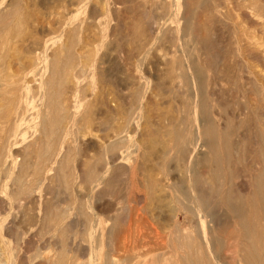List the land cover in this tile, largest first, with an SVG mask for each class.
<instances>
[{
	"label": "rangeland",
	"instance_id": "374dc122",
	"mask_svg": "<svg viewBox=\"0 0 264 264\" xmlns=\"http://www.w3.org/2000/svg\"><path fill=\"white\" fill-rule=\"evenodd\" d=\"M141 1L122 0L121 2V0H118V3H116L117 0L114 1L113 0H104V1L103 0H85V1L84 0H61V1L34 0L35 2L34 3L32 0H19V2L17 0H0V171H1L0 173V217H1L0 218V251H1L0 261L1 264L2 263L52 264L61 258L64 261V264H87V263L100 264V262L104 260L108 261L110 264L111 262L110 259L112 256H114L116 259L115 261L116 263H112V264H162L163 262L161 261H164V259L167 257L171 259V264H174L175 261H176L175 264H179L178 261L180 260V258H182L184 254L186 255L190 253L194 257H196V255L198 254L196 258L199 260L205 258L204 251H202L197 247L196 240L191 241L192 246L190 248L185 250L183 248L180 249L181 247L178 248L175 239L169 236L167 227L165 228L162 225H161L162 228L156 226L158 221L157 222L155 221L154 215L157 214L156 212L157 210L155 211L152 210L153 208L152 209L150 208V206L153 205H150L151 203H149L150 200H148L147 197L148 194L146 193V191L144 190L140 191L141 188L138 187L134 189H131L130 187L126 188L127 184L125 183L129 181L131 175L129 173L131 171L132 174H134V176L137 173V175H139L137 176V178H139L140 180L143 177L139 168L136 169L137 159L139 155L138 145L140 140L139 132L135 131L136 130L135 125L138 119L135 117L133 118L132 120L133 124H131L130 127L131 129L128 128L129 132H126L124 134L125 138L123 140H115V138H117L115 129L118 126L122 125L123 116L125 114V110L127 109V107H125L124 105V102L126 101L123 102V99L125 100V98H127L129 93L135 91L139 94L137 97V102L135 104V110L139 112L143 106L147 109L148 112L150 110L149 115H150L151 123L147 125L143 124L142 128L144 129V132L149 133L150 137L153 139L157 138L158 136H160L158 138L162 137L165 140L169 138L168 136L164 137L162 132L161 133L159 132L158 135H155L157 134L155 133V129L157 127L161 129L165 128L166 116L171 113L172 111L171 109H173L172 104L174 107L181 105L182 99H184L183 97H185V91L187 87L183 84V82L179 77L181 69L179 68L180 70H178V68L172 67V65L170 64L169 65L166 64L168 61H170L172 58L176 56H178L181 59V63L184 65L186 63V59L188 58L189 53L196 51L198 56H200L199 58L202 60L203 65L205 64L204 67L205 69L207 68L206 70L208 71L207 72L208 75L212 78V82H213L212 90L214 92L217 91L218 93L216 92V95H218L222 100L227 102L226 104L227 106L224 105L220 107L221 111H223L224 117L227 118L228 116L227 113L229 114L230 111L231 112L233 111L237 114L242 113L240 119H238L239 123L235 125L234 134L232 137L235 142L239 141V143L241 144V150H239L238 155L235 151H232L229 161L225 164L227 171L229 170L227 185L229 186L233 185L235 187L238 184L239 186L241 184L243 176H246V181L248 182V184H251L253 175L256 173L257 168L261 166L260 163L262 157L259 154V152L255 153V158H253L254 156L250 158L249 156L250 153L244 148L246 147L245 144L247 145L248 139L255 137L256 132H258L260 129H263V125H264V0H164L165 2L163 0H141ZM175 1L178 2L179 4L175 3ZM163 2L165 3L164 6H160V4ZM45 5L46 6L49 5V6L46 7ZM64 5L68 6L70 9L67 7L68 9L67 11L66 6L64 7ZM179 6L180 8H178ZM98 7H100V9ZM34 8L36 9V11L34 10ZM109 8L111 9L112 13ZM55 9L56 11L54 12ZM148 9L149 11H147ZM11 14L12 17L10 16ZM3 15L5 16V18L3 17ZM27 16H29V19ZM113 16L115 17L113 18ZM1 17H3L4 19ZM55 19L56 21H54ZM62 19L63 21L64 20H69V22L72 21L75 24L78 22L77 25H79V29L71 31V29L68 27L63 28ZM177 20H179V23L176 22ZM187 22L190 24L191 32L185 35V33L182 31V27ZM86 23L87 25L89 24L90 25L87 26ZM40 24L41 26H39ZM45 24L48 25L46 26ZM126 26L128 28L130 26L131 27L128 29ZM171 28H173L172 31ZM140 29L141 30L143 29V31H138ZM65 30L68 33H66ZM115 31L118 34L115 33ZM44 32L45 34H43ZM34 36H36L37 38ZM114 36L116 39L114 38ZM143 39L146 40L142 41ZM87 41L88 42L91 41V42L88 44ZM71 43H73L72 51L76 55L75 59L71 58L70 60L66 51H62L63 65L59 71L58 78L61 79L63 83L62 99L63 97H67L68 101H70L69 103L71 104V108L70 110L68 109L69 110L68 112H70L71 114L73 113V116L66 117L67 110L64 109L63 112L61 111L62 113L61 115L65 113L64 114L65 116L63 115L64 117L63 123L65 122H66L65 124L68 123L67 125L69 130L68 133L64 134L62 133L61 126L60 128L57 127L58 136H60L61 139L60 141L54 136L46 135L45 131L41 127L38 107L42 106L43 107L42 109L45 113L49 111V108L43 105V101L39 100L38 98L33 99L32 102L31 100H27L25 103V115L21 119H15L17 108L15 109L14 104H10L11 102H9V99H7L9 96L6 93L7 92L6 90H8L9 87H11L12 81H14V79L22 78L26 80L28 83L32 80L30 82L31 84L29 83V89L32 94L36 93V91H39L40 90L39 88L41 87L40 85H42V74L49 73L48 64L50 61H52L51 54H53L54 52L53 50L55 46L57 45L65 46V45H70ZM84 43L87 44V46ZM129 43L130 46L128 47ZM27 44L29 45L27 46ZM123 45L124 48L122 47ZM210 45H212V47ZM88 46L90 49L87 48ZM132 47L133 49L131 50ZM181 47H183L184 50ZM35 48L38 50H36ZM92 48L94 49V51L92 50ZM21 49L22 50L25 49V51L22 52ZM28 51L30 54L28 53ZM47 51L49 53H47ZM102 51H103V55H101ZM165 52H168L167 58L163 59L162 54ZM134 55L135 57H133ZM44 58L46 62H44L45 61ZM79 58L82 60H80ZM22 59L23 61H21ZM30 59H32V61ZM104 61H106L107 63L106 62L104 63ZM68 62H70L71 64L69 65L66 64ZM81 62L86 63L85 70L83 71L75 70V68L78 67L77 65ZM102 62L103 65H101ZM35 65H37L36 66L37 68L35 67ZM39 65L41 68L38 67ZM150 66L151 68H149ZM27 67L30 68L27 69ZM214 67H216L217 70ZM25 68L27 70H23ZM13 69L16 71H13ZM183 69H186L185 65L183 66ZM98 70L99 72H97ZM81 72L84 73L81 74ZM67 73L69 74V76H67ZM99 73L100 74L102 73L101 76ZM94 75H96L95 77L96 80L94 79V77H92ZM156 78L157 80L155 81ZM67 79L69 82L67 81ZM104 79L107 80V82ZM218 79L221 82H219ZM98 82L100 85H98ZM112 82L117 84L115 85ZM155 82L158 83L157 86H155ZM71 83L73 86H71ZM251 83H256V86H254ZM102 85L103 86L105 85L106 89ZM35 86L38 87L36 88ZM133 86L134 87L137 86L138 88L137 87L134 88ZM212 86L210 87L212 88ZM257 86L260 89H257ZM112 88H114L113 90L118 95L113 93ZM117 88L120 89L118 90ZM48 89L52 90L50 88ZM255 89H257L258 93L255 91ZM70 90L73 91L72 93L69 94V92H71ZM110 90L112 91V93L110 92ZM102 91L103 93L105 92L104 93L105 97ZM109 94L111 95V97H113V101H111L112 98L110 97ZM150 94H152V96H150ZM107 95L109 97H107ZM103 97L106 98L104 101H103L104 99ZM65 99L66 98H64L63 100L66 103ZM37 100L39 103L37 102ZM62 101L61 103L64 104V101L63 102ZM87 101L90 103H88ZM166 101L167 103L165 104ZM96 104L97 107L95 106ZM114 104L118 107H116ZM256 104L260 106L258 118L254 115L255 111H253L252 109L253 107L255 108L257 107ZM107 105H109L110 108L107 107ZM94 106L96 108H93ZM9 107L11 108V110ZM84 108L86 109L84 110ZM101 108L102 110H100ZM93 109L98 114L96 115V117L95 116L91 117L90 112L88 113V111H92ZM110 109L112 111H110ZM86 110L87 112L86 114H84V111ZM4 111H7L8 113L6 118L3 117ZM99 112H101L100 116H99ZM114 113L116 114L118 113V114L116 115ZM106 114H108V116ZM160 114H162V116H160ZM101 117L105 119H102ZM6 119L10 123V125H7V127L4 126V124L6 123ZM121 119L122 122L118 121ZM79 120L82 121L83 123L80 122ZM17 122H19V127L14 128ZM117 123H119L118 126ZM155 123L157 126L155 125ZM160 123L163 126H160L161 125ZM9 128H11L13 131ZM79 128H81L82 131ZM19 132L21 134L20 137L17 136ZM26 132L28 133V135L26 134ZM70 139L72 141H69ZM111 141L115 142L114 146L112 148L106 149V144H108ZM47 142L49 146H51L48 147V149L44 148V145ZM87 148L89 149L91 148V149L87 150ZM5 150H7V152ZM39 150H41V154L39 153ZM85 151L87 153H85ZM74 152L75 154L73 155ZM116 154L122 157L125 156V159H119L115 163L117 165L115 167L108 165L109 169L106 167L104 170L98 171V173L100 174V175L98 174L99 175L98 177L100 178L90 183L88 181V177L90 175V172L93 170V167L89 164V162L86 161H89V158L92 159L96 156L102 155L105 157L104 162H108L110 160L109 156L112 157L115 156ZM134 154H137V156ZM90 155H92V157ZM130 158H133V161L130 160ZM85 159L87 160L85 161ZM5 160L8 162H4ZM125 160L128 161L130 160V161L128 163V161ZM150 160L153 161L155 160V162L149 161L148 165L152 166L156 164L158 168L157 171L149 172L150 177L153 179H160V180L163 179L165 176L164 174H166L167 171L163 169L161 166H159L158 163H156L157 162L156 158L152 157ZM163 160L164 159L160 157L159 163L160 162L163 163ZM55 161H57V163H56V167L54 168ZM133 165H135L134 168L132 167ZM5 166H7L8 168ZM51 167L53 168L51 169ZM255 167L257 168L255 169ZM80 172H83L82 176L84 178V181L82 184L79 182V176L81 175ZM158 173L162 176H160ZM13 177L14 179H12ZM112 181L115 184L112 183ZM121 183L122 185H120ZM80 185L86 186L85 192H79V190L81 191ZM25 187H29V192H28L29 194L27 195L22 193L23 192L22 189ZM71 187H73V189ZM123 187L125 189H122ZM44 191L47 193H45ZM104 191L107 193L101 196L100 194L103 193ZM84 193L88 195L87 197L90 198V200L86 196H84L85 195ZM156 193L157 195L165 194L164 191L163 192L159 191V193L158 192ZM34 194L35 196H32ZM44 195L46 196L42 197ZM65 195L67 196V198ZM28 198L30 200L31 198H33V200L30 201ZM36 199H38L39 202ZM125 199L126 200L128 199V201H126ZM23 200H25L26 202ZM28 200L30 203L28 202ZM41 201L43 204L41 203ZM78 201H81L82 203L79 204ZM132 201L134 204H132ZM178 201L179 200L176 198L175 194H172L171 196H169V199H165L163 201V205H164L163 209L167 217H172L173 210H177L181 206L180 202ZM175 203H177L176 204L177 206L175 205ZM38 204L40 205V207ZM71 206H73V208ZM145 207L147 211L144 210ZM74 208L75 210H73ZM110 210L114 212L112 213ZM169 210L172 211L169 212ZM45 211L47 212L45 213ZM247 212L248 213H246L245 219L255 227L256 232H259L262 235H264V210L263 211L259 210V212H255L254 214L250 212V209ZM54 213H56L57 215H54ZM110 213L113 215H111ZM124 213L126 214L129 213L128 215L131 214L133 216L135 215V217H137L138 219L140 217L139 220H137L136 222L134 221L136 223V224L134 223V226L135 227L139 226L138 231L140 233L138 235L139 237L137 236L139 241L137 242L136 246L133 247V244L131 245L132 247L129 246L130 247L129 250L132 249L130 250V252L129 250L128 252H123V250L121 251L118 248V246L121 245V238L123 239V237L119 238L120 241L115 251L113 247L114 244L113 235L112 233L109 232L110 231L109 229L111 228L110 226H112L113 224L117 223L118 227H120V225L122 226L123 224L124 226L127 223L126 220L128 215H125ZM92 216H95V222L92 223L91 226H87L86 223L87 218H90ZM108 216H111L112 218ZM121 218H123L124 220ZM111 220L114 223L111 222ZM138 221L139 223H137ZM220 222H222L224 225V233L231 234L234 237L236 236L238 237V241L239 243H241L239 246L238 255L240 254V252L241 254L244 253V250H242L244 249L242 247L243 237L241 236V233L239 231V228L236 224V220L234 219V217L229 215H223ZM72 223H74V226L72 225ZM101 224L103 225V228H100ZM93 225L95 226V228ZM152 227L153 230L154 228L158 230V234L152 230ZM55 230L57 233L55 232ZM29 237L30 238L32 237L31 240L29 239ZM48 237L50 240H48ZM38 238L40 239L38 240ZM43 238L45 241L43 240ZM93 239L95 241H93ZM153 240H155V242ZM141 246L143 247V249ZM44 248L46 250L49 249V251L46 254L44 253L46 251L44 250ZM137 249H139V251ZM149 250H151V253ZM195 250L197 251V253L195 252ZM147 251L149 252L147 253ZM155 253L157 257L154 256ZM41 254L42 256H40ZM49 254L53 256L52 258L55 260H53L51 256H49ZM150 256L152 258H150ZM47 257H49L52 261L47 260ZM119 257L120 259H118ZM137 257L139 259H134ZM79 260L83 262L81 263L80 261V263H78ZM237 261H240V256L235 258L234 260L228 257L226 260H224V263L239 264V262ZM240 263L245 264L241 261Z\"/></svg>",
	"mask_w": 264,
	"mask_h": 264
},
{
	"label": "bare ground",
	"instance_id": "6f19581e",
	"mask_svg": "<svg viewBox=\"0 0 264 264\" xmlns=\"http://www.w3.org/2000/svg\"><path fill=\"white\" fill-rule=\"evenodd\" d=\"M19 2V0H17ZM34 2V0H32ZM44 1V0H43ZM61 1V0H60ZM85 1V0H84ZM104 1V0H103ZM114 1V0H113ZM127 1V0H126ZM139 1V0H138ZM141 1V0H140ZM164 1V0H163ZM31 2V1H30ZM29 2V3H30ZM46 2V1H45ZM122 2V0H121ZM124 2V1H123ZM136 2V1H135ZM142 2V1H141ZM165 2V1H164ZM161 3L160 6H164L165 3ZM14 3V2H13ZM35 3V2H34ZM37 3V2H36ZM62 3V2H61ZM109 3V2H108ZM118 3V0L117 2ZM120 3V2H119ZM147 3V2H145ZM154 3V2H153ZM175 3H178L175 1ZM19 4V3H17ZM49 4V3H48ZM54 4V3H53ZM60 4V3H59ZM179 4V3H178ZM36 5V4H35ZM58 5V4H57ZM75 5V3H74ZM135 5V4H134ZM140 5V3H139ZM143 5V4H142ZM150 5V3H149ZM177 5V4H176ZM46 6V5H45ZM49 6V5H47ZM46 6V7H47ZM66 5H64L65 7ZM114 6V5H113ZM144 6V5H143ZM142 6V7H143ZM15 7V6H14ZM13 7V8H14ZM28 7V6H27ZM38 7V6H37ZM68 6H66V10ZM95 7V6H94ZM110 7V6H109ZM137 7V6H136ZM141 7V9H142ZM154 7V6H153ZM156 7V6H155ZM42 8V7H41ZM69 8V7H68ZM72 8V7H71ZM93 8V6H92ZM100 9V7H98ZM176 8V7H175ZM180 8V6L178 7ZM28 9V8H27ZM46 9V8H45ZM65 9V8H64ZM70 9V8H69ZM75 9V8H74ZM110 9V8H109ZM133 9V8H132ZM138 9V8H137ZM150 9V8H149ZM149 9L147 11H149ZM17 10V9H16ZM34 10L36 11V9L34 8ZM39 10V9H38ZM47 10V9H46ZM63 10V9H62ZM61 10V12H62ZM92 10V9H91ZM95 10V9H94ZM105 10V9H104ZM113 10V9H112ZM27 11V10H26ZM56 11V9L54 10V12ZM58 11V10H57ZM111 11V9H110ZM146 11V12H147ZM178 11V10H177ZM205 11V10H204ZM31 12V11H30ZM64 12V11H63ZM75 12V11H74ZM94 12V11H93ZM96 12V11H95ZM98 12V10H97ZM101 12V11H100ZM103 12V11H102ZM182 12V11H181ZM49 13V12H48ZM60 13V12H59ZM73 13V12H70ZM112 13V11H111ZM134 13V12H133ZM138 13V12H137ZM176 13V12H175ZM207 13V12H206ZM6 14V13H5ZM36 14V13H35ZM52 14V12H51ZM65 14V13H64ZM63 14V15H64ZM97 14V13H96ZM102 14V13H101ZM178 14V13H177ZM21 15V14H20ZM46 15V14H45ZM62 15V16H63ZM69 15V14H68ZM99 15V13H98ZM115 15V14H114ZM137 15V14H136ZM12 17V14L10 15ZM23 16V15H22ZM35 16V15H34ZM60 16V15H59ZM91 16V15H90ZM177 16V15H175ZM180 16V14H179ZM177 16V17H179ZM3 17L5 18V16L3 15ZM1 17V18H3ZM29 19V16H27ZM55 17V16H54ZM115 16H113L114 18ZM135 17V16H134ZM133 17V18H134ZM161 17V16H160ZM189 17V16H188ZM197 17V16H196ZM3 18V19H4ZM59 18V17H58ZM155 18V17H154ZM153 18V19H154ZM32 19V18H31ZM50 19V18H49ZM92 19V18H91ZM97 19V18H96ZM46 20V19H45ZM59 20V19H58ZM61 20V19H60ZM157 20V19H156ZM155 20V21H156ZM29 21V20H28ZM56 21V19L54 20ZM63 21V19H62ZM206 21V20H205ZM20 22V21H19ZM23 22V21H22ZM40 22V21H39ZM47 22V21H46ZM50 22V20H49ZM52 22V21H51ZM82 22V21H81ZM91 22V21H90ZM94 22V21H93ZM176 22L179 23V20H177ZM197 22V21H196ZM202 22V21H201ZM199 22V23H201ZM12 23V22H11ZM27 23V22H26ZM30 23V22H29ZM37 23V22H36ZM43 23V22H42ZM45 23V21H44ZM78 23V22H77ZM77 23L75 24L74 22L69 20H64L62 23V27H68L71 29V31L77 30L79 29V25H77ZM95 23V22H94ZM157 23V22H156ZM23 24V23H21ZM38 25V24H37ZM36 25V26H37ZM46 25V24H45ZM48 25V24H47ZM46 25V26H47ZM87 25V23H86ZM90 25V24H89ZM87 25V26H89ZM31 26V25H29ZM41 26V24L39 25ZM58 26V25H57ZM56 26V27H57ZM128 26V25H127ZM126 26V27H127ZM195 26V25H194ZM131 27V26H130ZM129 27V28H130ZM133 27V26H132ZM168 27V26H166ZM193 27V26H192ZM35 28V27H34ZM44 28V27H43ZM49 28V27H48ZM128 28V27H127ZM128 28V29H129ZM138 28V27H136ZM165 28V27H164ZM208 28V27H207ZM210 28V27H209ZM45 29V28H44ZM173 28H171L172 31ZM37 30V29H36ZM83 30V29H81ZM115 30V28H114ZM113 30V31H114ZM193 30V29H192ZM45 31V30H44ZM50 31V30H48ZM68 31V30H67ZM109 31V30H108ZM107 31V32H108ZM138 31H143V29L138 30ZM182 31L186 34H189L191 32V27L190 24L187 22L185 25H183L182 27ZM66 32V30H65ZM64 32V33H65ZM169 32V31H168ZM204 32V31H203ZM63 33V34H64ZM68 33V32H66ZM70 33V32H69ZM109 33V32H108ZM114 33V32H113ZM115 33H117L115 31ZM131 33V32H130ZM152 33V32H151ZM179 33V32H178ZM181 33V32H180ZM30 34V33H29ZM45 34V32L43 33ZM118 34V33H117ZM125 34V33H124ZM129 34V31H128ZM204 34V33H203ZM202 34V35H203ZM31 35V34H30ZM47 35V34H46ZM49 35V34H48ZM65 35V34H64ZM67 35V34H66ZM150 35V34H147ZM180 35V34H179ZM178 35V36H179ZM195 35V34H194ZM32 36V35H31ZM38 36V35H36ZM34 36V37H36ZM56 36V35H55ZM113 36V35H111ZM125 36V35H124ZM123 36V37H124ZM69 37V36H68ZM83 37V36H82ZM180 37V36H179ZM37 38V37H36ZM115 38V36H114ZM149 38V37H148ZM158 38V37H157ZM196 38V37H195ZM205 38V37H204ZM211 38V37H210ZM29 39V38H28ZM76 39V38H75ZM116 39V38H115ZM119 39V37H118ZM152 39V38H151ZM150 39V40H151ZM197 39V38H196ZM51 40V39H50ZM88 40V38H87ZM146 39H143L142 41H144ZM180 40V39H179ZM27 41V40H25ZM36 41V40H35ZM38 41V40H37ZM92 41V40H91ZM91 41H87L88 44ZM126 41V40H125ZM129 41V40H128ZM138 41V40H137ZM140 41V40H139ZM148 41V40H147ZM188 41V40H187ZM41 42V41H40ZM63 42V41H62ZM61 42V43H62ZM78 42V41H77ZM93 42V41H92ZM130 42V41H129ZM29 43V42H26ZM32 43V42H31ZM102 43V42H101ZM135 43V40H134ZM189 43V42H188ZM36 44V43H35ZM34 44V45H35ZM43 44V43H42ZM45 44V42H44ZM64 44V43H63ZM85 44V43H84ZM110 44V43H109ZM108 44V45H109ZM125 44V43H124ZM133 44V43H132ZM141 44V43H140ZM29 44H27L28 46ZM33 45V44H32ZM31 45V47H32ZM87 46V44H85ZM94 45V44H93ZM138 45V44H137ZM142 45V44H141ZM188 45V44H187ZM91 46V45H89ZM89 46L87 48H89ZM130 46V43L128 44V47ZM134 46V45H133ZM212 47V45H210ZM11 47V46H10ZM20 47V46H19ZM23 47V46H22ZM26 47V46H25ZM36 47V46H35ZM38 47V46H37ZM99 47V46H98ZM124 48V45L122 46ZM121 47V49H122ZM146 47V45H145ZM172 47V46H171ZM24 48V47H23ZM22 48V49H23ZM28 48V47H27ZM30 48V47H29ZM73 48V43H71L70 45H57L54 48V52L52 55V61L49 62V73H43L42 74V85H40L41 87L39 88V91H36V93L32 94L30 92L29 89V83L32 81H30L29 83L22 79V78H16L14 79V81H12L11 87H9L8 90H6L7 95L9 96L7 99H9V102H11L10 104H14L15 109L17 108V112L15 114V119H21L24 115H25V103L27 100H32L35 98H38L39 100L43 101V105L47 106L49 108V111L47 113H45L43 111V107L39 106L38 107V111H39V117H40V124L42 129L45 131L46 135H50V136H54L57 139H60V136H58V130L57 127L60 128L61 126V130L62 133L66 134L68 133V123L65 124L63 123V115H61V111L63 112V110H67V114L66 117H72L73 113L71 114L70 112H68L71 108V104L69 103L70 101H68L67 97H63L66 98V103L65 101L62 99L63 96V83L61 81V79L58 78L59 75V71L63 65V57H62V51H66L67 55L69 56L70 60L71 58L75 59V53H73L72 51ZM94 48V47H93ZM92 48V50L94 51V49ZM183 49V47H181ZM21 51H25L22 50ZM36 49V48H35ZM90 49V48H89ZM133 49V47L131 48V50ZM28 50V49H27ZM38 50V49H36ZM88 50V49H87ZM110 50V49H109ZM130 50V51H131ZM184 50V49H183ZM195 50V49H194ZM32 51V49H31ZM49 51V50H48ZM47 51V53H49ZM84 51V50H83ZM91 51V50H89ZM105 51V50H103ZM103 51L101 53V55H103ZM121 51V50H120ZM140 51V50H139ZM85 52V51H84ZM123 52V51H122ZM126 52V51H125ZM161 52V51H160ZM184 52V51H183ZM19 53V52H18ZM29 53V51H28ZM38 53V51H37ZM45 53V52H44ZM65 53V52H64ZM78 53V52H77ZM91 53V52H90ZM106 53V52H105ZM246 53V52H245ZM30 54V53H29ZM27 54V55H29ZM36 54V53H35ZM89 54V53H87ZM95 54V53H93ZM134 54V53H133ZM167 54L168 52L163 53V59L167 58ZM212 54V53H211ZM50 55V56H51ZM132 55V53H131ZM185 55V54H184ZM15 56V55H14ZM23 56V55H21ZM123 56V55H122ZM186 56V55H185ZM20 57V56H19ZM31 57V56H30ZM29 57V58H30ZM132 57V56H131ZM135 57V55L133 56ZM187 57V56H186ZM185 57V58H186ZM200 56H198V54L196 53V51L190 52L188 55V58L186 59V63L184 64L186 69H183V64L181 63V59L176 56L174 58H172L170 61H168L166 64H170L172 65V67H176L178 68V70H180V79L183 82V84L187 87L186 91H185V97H183L184 99H182V103L181 105L178 106H173L172 104V108L171 109V113L168 114L166 116V124H165V128L161 129L159 127H157L155 129V135H158V133L162 132L164 137L168 136L169 138L167 140H165L164 138H158L160 136H158L157 138H151L149 133H145L143 127V124L147 125L151 123V119H150V108L148 109L149 112L147 111V109L143 106L139 112H137V110H135V104L137 102V97H138V93L135 92H131L128 94L127 98H125V100L123 99L124 105L125 107H127V109L125 110V114L123 116V123L122 125L118 126L119 123H117V128L115 129L116 132V136L117 138H115V140H123L124 134L128 131V128L131 129V124L133 118H137V123H136V132H139L140 134V140H139V155H138V159H137V166L136 169L139 168V170L141 171L142 174V179L140 180L139 178H137V173H136V177L134 176V174H132V171L129 173L130 175V179L129 181H127L125 184H127L126 188L130 187L131 189L134 188H141V190L146 191V193L148 194V200L149 203H151L150 208L152 210H157V214L154 215L155 221L157 222L156 226L161 227V225L163 227H167L168 228V234L170 237H173L175 239V242L178 246V248L180 249H188L192 246V242L193 240L197 241V247L199 249H201L202 251H204V255L205 258L204 259H197V255L196 257H194L193 255L190 254H184L182 258H180V260L178 261L179 264H227L224 263V260H226L228 257L232 258L233 260L237 257L240 256V261L245 263V264H264V235H262L259 232L255 231V227L245 219L246 217V213H248L247 211L250 209L251 213H255V212H259L264 210V125H263V129H260L258 132H256L255 137H252L250 139H248L247 141V145L245 144V150H247L250 153V158H255V153L259 152V154L261 155L262 159H261V166H259L258 168L255 167L256 173L253 175L252 180H251V184H248V182L246 181V176H243L241 184L238 186H229L227 185L228 183V171L226 169L225 164L229 161L230 155L232 151H235L238 155L239 150H241V144L239 143V141H234L233 140V134H234V128L235 125L238 122V119H240V116L242 115V113L237 114L235 112H231L229 109V114L227 113V118L224 117L223 111H221V106H227V102L222 100L218 95H216V92H214L213 86H212V78L208 75V71L205 69L202 60L199 58ZM28 58V57H27ZM20 59V58H19ZM37 59V58H36ZM72 59V60H73ZM80 59V58H79ZM139 59V58H137ZM32 61V59H30ZM34 60V58H33ZM45 60V58H44ZM82 60V59H80ZM79 60V61H80ZM91 60V59H90ZM104 60V59H103ZM120 60V59H119ZM23 61V59L21 60ZM84 61V60H83ZM86 61V60H85ZM89 61V60H88ZM99 61V60H98ZM108 61V59H107ZM121 61V60H120ZM206 61V60H205ZM42 62V61H41ZM46 62V60L44 61ZM106 61H104L105 63ZM30 63V61H29ZM107 63V62H106ZM211 63V62H210ZM66 64H71L70 62L66 63ZM75 64V63H74ZM88 64V63H87ZM239 64V62H238ZM85 65L86 63H79L75 68V70H85ZM103 65V62L102 64ZM146 65V64H145ZM25 66V65H24ZM28 66V65H26ZM37 65H35L36 67ZM40 67V65L38 66ZM100 67V66H99ZM30 67H27V69H29ZM37 68V67H36ZM41 68V67H40ZM39 68V69H40ZM65 68V67H64ZM74 68V67H73ZM151 68V66L149 67ZM153 68V67H152ZM180 68V69H179ZM213 68V67H212ZM216 68V67H214ZM26 68L23 70H27ZM34 69V68H33ZM104 69V68H103ZM22 70V69H21ZM65 70V69H64ZM68 70V69H67ZM217 70V68H216ZM215 70V71H216ZM13 71H16L13 69ZM46 71V70H45ZM44 71V72H45ZM63 71V70H61ZM73 71V70H71ZM70 71V72H71ZM101 71V70H100ZM105 71V70H103ZM20 72V71H19ZM22 72V71H21ZM31 72V71H30ZM36 72V70H35ZM67 72V71H66ZM69 72V71H68ZM75 72V71H74ZM99 72V70L97 71ZM15 73V72H14ZM34 73V72H33ZM84 72H81V74ZM134 73V72H133ZM132 73V74H133ZM161 73V72H160ZM30 74V73H29ZM91 74V73H90ZM98 74V73H97ZM100 74V73H99ZM102 74V73H101ZM100 74V76H101ZM105 74V73H104ZM13 75V73H12ZM71 75V73H70ZM120 75V74H119ZM147 75V74H145ZM215 75V74H214ZM15 76V75H14ZM20 76V75H19ZM31 76V75H30ZM41 76V75H40ZM67 76H69V74L67 73ZM89 76V75H88ZM116 76V75H115ZM127 76V75H126ZM2 77V76H1ZM12 77V76H11ZM86 77V76H85ZM96 77V75L92 76ZM104 77V76H103ZM162 77V76H161ZM217 77V76H216ZM229 77V76H228ZM6 78V77H4ZM87 78V77H86ZM91 78V77H90ZM127 78V77H126ZM149 78V75H148ZM215 78V77H214ZM218 78V77H217ZM232 78V77H231ZM29 79V78H28ZM74 79V78H73ZM83 79V78H82ZM99 79V78H98ZM103 79V78H101ZM100 79V80H101ZM120 79V78H119ZM124 79V78H123ZM161 79V78H160ZM220 79V78H219ZM218 79V81H219ZM38 80V79H37ZM96 80V79H95ZM105 80V79H104ZM149 80V79H148ZM157 80V78L155 79V81ZM4 81V80H3ZM68 81V79H67ZM76 81V80H74ZM81 81V80H80ZM89 81V80H88ZM87 81V82H88ZM102 81V80H101ZM107 82V80H105ZM243 81V80H242ZM241 81V82H242ZM35 82V81H34ZM41 82V81H40ZM69 82V81H68ZM71 82V81H70ZM79 82V81H78ZM116 82V81H114ZM112 82V83H114ZM127 82V81H126ZM141 82V81H140ZM149 82V81H148ZM221 82V81H219ZM245 82V80H244ZM254 82V81H253ZM256 82V81H255ZM77 83V82H75ZM80 83V82H79ZM89 83V82H88ZM95 83V82H94ZM104 83V81H103ZM31 84V83H30ZM102 84V83H101ZM115 84V83H114ZM117 84V83H116ZM115 84V85H116ZM212 86V88L209 86ZM226 84V83H225ZM229 84V83H228ZM254 86H256V83H251ZM39 85V84H38ZM65 85V84H64ZM91 85V83H90ZM98 85L99 82H98ZM109 85V84H107ZM120 85V84H119ZM137 85V84H136ZM140 85V84H139ZM158 83L155 82V86H157ZM214 85V84H213ZM231 85V84H230ZM66 86V85H65ZM64 86V87H65ZM71 86L72 83H71ZM89 86V85H88ZM103 86V85H102ZM149 86V85H148ZM163 86V85H162ZM232 86V85H231ZM234 86V85H233ZM239 86V85H238ZM5 87V85H4ZM36 87V86H35ZM33 87V88H35ZM38 87V86H37ZM36 87V88H37ZM90 87V86H89ZM100 87V86H99ZM105 88V85L103 86ZM113 87V86H111ZM125 87V86H124ZM134 87V86H133ZM137 87V86H136ZM134 87V88H136ZM235 87V86H234ZM2 88V86H1ZM48 88L52 89L49 90ZM67 88V87H66ZM69 88V87H68ZM74 88V87H72ZM87 88V87H86ZM91 88V87H90ZM88 88V89H90ZM122 88V87H121ZM138 88V87H137ZM185 88V87H184ZM226 88V87H225ZM101 89V88H100ZM106 89V88H105ZM104 89V90H105ZM114 88H112L113 90ZM118 89V88H117ZM120 89V88H119ZM118 89V90H119ZM154 89V88H153ZM172 89V88H171ZM174 89V88H173ZM239 89V88H238ZM257 89H260L257 86ZM257 89H255V91L257 92ZM65 90V89H64ZM82 90V89H81ZM99 90V88H98ZM168 90V89H166ZM226 90V89H225ZM72 93L73 90H70ZM87 91V90H86ZM96 91V90H95ZM106 91V90H105ZM108 91V90H107ZM117 91V90H116ZM125 91V90H124ZM128 91V90H127ZM165 91V90H164ZM98 92V91H97ZM96 92V93H97ZM110 92L112 93V91L110 90ZM120 92V91H119ZM154 92V91H153ZM166 92V91H165ZM164 92V93H165ZM248 92V91H247ZM67 93V92H66ZM74 93V92H73ZM99 93V92H98ZM97 93V94H98ZM103 93V91H102ZM101 93V94H102ZM105 93V92H104ZM103 93L104 97L105 94ZM110 93V94H111ZM113 93H115V91L113 90ZM121 93V92H120ZM119 93V94H120ZM163 93V94H164ZM218 93V92H217ZM258 93V92H257ZM65 94V93H64ZM84 94V93H83ZM91 94V93H90ZM89 94V95H90ZM96 94V95H97ZM109 94V95H110ZM117 94V93H115ZM114 94V95H115ZM5 95V92H4ZM118 95V94H117ZM122 95V94H121ZM67 96V94H66ZM72 96V95H70ZM68 96V97H70ZM85 96V95H84ZM100 96V95H99ZM113 96V95H112ZM150 96H152V94H150ZM174 96V95H173ZM225 96V95H224ZM87 97V95H86ZM95 97V94H94ZM92 97V98H94ZM103 97V98H104ZM107 97H109L107 95ZM111 97V95H110ZM115 97V96H114ZM123 97V96H122ZM157 97V95H156ZM182 97V96H181ZM113 101V97H111ZM109 98V99H111ZM119 98V97H118ZM155 98V97H153ZM161 98V97H160ZM98 99V98H95ZM102 99V98H101ZM106 98L103 99V101ZM64 101V104L61 103V101ZM70 100V99H69ZM73 100V99H72ZM91 100V99H90ZM89 100V101H90ZM115 100V99H114ZM117 100V98H116ZM115 100V101H116ZM120 100V99H119ZM7 101V100H5ZM62 101V102H63ZM82 101V100H81ZM96 101V100H95ZM101 101V100H100ZM102 101V103H103ZM114 101V102H115ZM150 101V99H149ZM156 101V100H155ZM154 101V102H155ZM161 101V100H160ZM164 101V99H163ZM172 101V99H171ZM38 102V100H37ZM86 102V101H85ZM88 102V101H87ZM122 102V103H123ZM157 102V101H156ZM39 103V102H38ZM90 103V102H88ZM86 103V104H88ZM96 103V102H95ZM100 103V102H97ZM110 103V100H109ZM108 103V104H109ZM113 103V102H112ZM121 103V102H119ZM153 103V102H152ZM167 103V101L165 102V104ZM180 103V102H179ZM4 104V103H3ZM79 104V103H78ZM107 104V103H106ZM118 104V103H116ZM150 104V103H149ZM94 105V104H93ZM115 105V104H114ZM113 105V106H114ZM253 105V104H252ZM38 106V105H37ZM97 107V104L95 105ZM93 108H96V107ZM100 106V105H99ZM116 106V105H115ZM148 106V104H147ZM159 106V104H158ZM171 106V105H170ZM256 108L253 107V111H255L254 115L258 118L259 116V109L260 106L258 104H256ZM36 107V106H35ZM107 107H109V105H107ZM118 107V106H116ZM161 107V106H160ZM159 107V108H160ZM164 107V106H163ZM262 107V106H261ZM8 108V107H7ZM10 108V107H9ZM78 108V107H77ZM110 108V107H109ZM114 108V107H113ZM158 108V107H157ZM62 109V110H61ZM69 109V110H68ZM86 108H84L85 110ZM112 109V108H111ZM110 109V111H112ZM119 109V108H118ZM117 109V110H118ZM152 109V108H151ZM156 109V108H155ZM243 109V108H242ZM6 110V109H4ZM11 110V108H10ZM88 110V109H87ZM86 111H84V114H86ZM102 110V108L100 109ZM109 110V109H108ZM154 110V109H153ZM158 110V109H157ZM163 110V109H162ZM250 110V109H249ZM8 111V110H7ZM7 111L3 112V117L6 118L7 116ZM105 111V110H103ZM102 111V112H103ZM166 111V110H165ZM242 111V110H241ZM245 111V110H244ZM90 112V116L93 117L96 115H98L96 113V111L93 109L92 111H88V113ZM120 112V111H119ZM164 112V111H162ZM237 112V111H236ZM246 112V111H245ZM99 112V116H100ZM244 113V112H243ZM261 113V112H260ZM103 114V113H102ZM116 114V113H114ZM118 114V113H117ZM116 114V115H117ZM80 115V114H79ZM104 115V114H103ZM108 116V114H106ZM121 115V114H120ZM123 115V114H122ZM65 116V115H64ZM77 116V115H76ZM81 116V115H80ZM102 116V115H101ZM112 116V115H111ZM119 116V115H118ZM160 116H162V114H160ZM82 117V116H81ZM103 117V116H102ZM101 117V118H102ZM76 118V117H75ZM98 118V116H97ZM100 118V119H101ZM112 118V117H111ZM122 118V117H121ZM225 118V119H224ZM35 119V118H34ZM83 119V118H82ZM105 119V118H102ZM250 119V118H249ZM108 120V119H107ZM136 120V119H134ZM80 121V120H79ZM86 121V120H85ZM88 121V120H87ZM110 121V120H109ZM113 121V120H111ZM117 121V120H116ZM115 121V123H116ZM122 122L121 120H118ZM248 121V120H247ZM262 121V120H261ZM82 122V121H80ZM263 122V121H262ZM75 123V122H74ZM83 123V122H82ZM81 123V124H82ZM97 123V122H96ZM107 123V122H106ZM163 123V122H162ZM101 124V122H100ZM114 124V123H113ZM158 124V123H157ZM161 124V123H160ZM159 124V125H160ZM7 125H10V123L8 122V120L6 119V123L4 124L5 127H7ZM156 125V123H155ZM81 126V125H80ZM157 126V125H156ZM160 126H163L162 124ZM239 126V125H237ZM19 127V122L16 123L14 128ZM93 127V126H92ZM101 127V126H100ZM103 127V126H102ZM155 127V126H154ZM248 127V126H247ZM254 127V126H253ZM257 127V126H256ZM21 128V127H20ZM109 128V127H108ZM148 128V127H147ZM153 128V126H152ZM261 128V127H260ZM11 129V128H9ZM81 131L82 129L79 128ZM97 129V128H96ZM95 129V130H96ZM12 130V129H11ZM74 130V129H73ZM98 130V129H97ZM13 131V130H12ZM80 131V132H81ZM23 132V131H22ZM21 132V133H22ZM73 132V131H72ZM135 132V134H136ZM149 132V131H148ZM153 132V131H152ZM111 133V132H110ZM255 133V132H254ZM26 134L28 135V133L26 132ZM104 134V133H103ZM25 135V134H24ZM75 135V133H74ZM81 135V134H79ZM138 135V134H137ZM153 135V134H152ZM154 135V136H155ZM162 135V134H161ZM17 136H21L20 132L17 134ZM78 136V135H77ZM136 136V135H135ZM76 137V136H75ZM241 137V136H240ZM244 137V136H243ZM250 137V136H249ZM70 138V137H69ZM109 138V137H108ZM136 138V137H135ZM127 139V138H126ZM138 139V137H137ZM90 140V139H89ZM114 140V141H115ZM69 141H72L71 139ZM76 141V140H75ZM88 141V140H87ZM92 141V140H91ZM114 141L109 142L108 144H106V149L108 148H112L115 144ZM130 141V140H128ZM94 142V141H93ZM101 144V143H100ZM129 144V143H128ZM243 144V143H242ZM54 145V144H53ZM79 145V144H78ZM77 145V147H78ZM95 145V144H94ZM49 146L48 142L44 145V148L48 149ZM63 147V146H62ZM121 147V145H120ZM38 148V147H37ZM56 148V146H55ZM124 148V147H123ZM83 149V148H82ZM89 148H87L88 150ZM91 149V148H90ZM89 149V150H90ZM94 149V148H93ZM92 149V150H93ZM118 149V148H117ZM29 150V148H28ZM31 150V148H30ZM79 150V149H78ZM136 150V149H135ZM7 152V150H5ZM126 151V150H124ZM130 151V149H129ZM32 152V151H31ZM90 152V151H89ZM88 152V153H89ZM92 152V151H91ZM247 152V153H248ZM5 153V152H4ZM39 153L41 154V150H39ZM85 153H87L85 151ZM117 153V152H115ZM15 154V153H14ZM75 154V152L73 153V155ZM138 154V153H137ZM137 154H134L137 156ZM236 155V154H235ZM2 156V154H1ZM14 156V155H13ZM82 156V155H81ZM86 156V155H85ZM92 157V155H90ZM110 160L108 162H104V156H96L92 159L89 158V161H86L87 159H85L86 162H89V164L93 167V170L90 172V175L88 177V181L94 182L96 181L100 174L98 173V171H102L104 170L106 167L108 168V165H111L113 167L117 166L115 163L119 160V159H125V156H118L117 154L115 156H109ZM152 157L156 158L157 162L159 164V166H161L163 169H165L167 172L166 174H164V178L163 179H153L150 177L149 172H153V171H157V165H152L149 166L148 162L152 161L155 162V160H150ZM160 157L163 160V163L160 162L159 163V159ZM134 158V156H133ZM133 158H130V160L133 161ZM137 158V157H136ZM9 159V158H8ZM18 159V158H17ZM19 160V159H18ZM21 160V159H20ZM82 160V159H80ZM129 160V161H130ZM11 161V160H10ZM22 161V160H21ZM77 161V160H76ZM128 161V160H125ZM128 161V163H129ZM131 161V162H132ZM4 162H8V161H4ZM35 162V161H34ZM82 162V161H81ZM130 162V163H131ZM10 163V162H9ZM54 168L56 167V163L57 161L54 162ZM152 164V163H151ZM29 165V164H28ZM233 165V163H232ZM4 166V165H3ZM37 166V165H36ZM58 166V165H57ZM80 166V165H79ZM77 166V167H79ZM130 166V165H129ZM135 165H133L132 167L134 168ZM252 166V165H251ZM7 167V166H5ZM48 167V166H47ZM131 167V169H132ZM254 167V166H253ZM8 168V167H7ZM6 168V169H7ZM50 168V167H49ZM53 167H51L52 169ZM121 168V167H120ZM130 168V167H129ZM232 168V167H231ZM109 169V168H108ZM119 169V168H118ZM162 169V170H163ZM8 170V169H7ZM130 170V169H129ZM52 171V170H51ZM79 171V169H78ZM82 171V170H81ZM135 171V169H134ZM138 171V170H137ZM232 171V170H231ZM4 172V171H2ZM115 172V171H114ZM1 173V171H0ZM12 173V172H11ZM16 173V172H15ZM67 173V172H66ZM81 175L79 176V182L82 184L84 181V178L82 176L83 172H80ZM135 173V172H134ZM139 173V172H138ZM161 173V172H160ZM239 173V172H238ZM87 174V173H85ZM99 174V175H98ZM149 174V175H148ZM155 174V173H154ZM159 174V173H158ZM61 175V174H60ZM87 175V176H88ZM103 175V174H102ZM156 175V174H155ZM160 175V174H159ZM158 175V176H159ZM52 176V175H50ZM129 176V175H128ZM162 176V175H160ZM6 177V176H4ZM21 177V176H20ZM29 177V176H28ZM42 177V176H41ZM39 177V178H41ZM54 177V176H53ZM235 177V176H234ZM8 179V178H7ZM14 179V177L12 178ZM23 179V178H22ZM64 179V178H63ZM25 180V179H24ZM27 180V178H26ZM35 180V179H34ZM22 181V180H21ZM49 181V180H48ZM59 181V179H58ZM114 181V180H113ZM112 181V183H114ZM26 182V181H25ZM31 182V181H29ZM52 182V181H50ZM123 182V181H122ZM238 182V181H237ZM61 183V182H60ZM230 183V182H229ZM53 184V183H52ZM115 184V183H114ZM32 185V183H31ZM85 185V184H83ZM92 185V184H91ZM122 185V183L120 184ZM208 187H207V186ZM53 186V185H51ZM77 186V185H76ZM96 186V185H95ZM115 186V185H114ZM228 186V187H227ZM41 187V186H40ZM55 187V186H54ZM81 187V191L79 190V192H85L86 191V186H82ZM125 187V186H124ZM122 189H125V188ZM73 189V187H71ZM106 188V187H105ZM39 189V188H38ZM69 189V187H68ZM107 189V188H106ZM130 189V191H131ZM90 190V188H89ZM139 190V189H138ZM22 193L23 194H29V187H25L22 189ZM38 191V190H37ZM41 191V189H40ZM67 191V190H66ZM129 191V192H130ZM159 191H164L165 194L164 195H157L156 192L159 193ZM45 192V191H44ZM62 192V191H61ZM64 192V191H63ZM91 192V191H90ZM125 192V190H124ZM138 192V191H137ZM5 193V192H3ZM34 193V192H33ZM36 193V192H35ZM47 193V192H45ZM107 192H103V193H99L101 196L106 194ZM176 195V198L179 200L178 202H180L181 206L177 209V210H173V216L172 217H167V215L164 212V205H163V201L165 199H169V196H171L172 194ZM17 194V193H16ZM83 194V193H81ZM80 194V195H81ZM85 194V193H84ZM88 194V193H87ZM7 195V194H6ZM21 195V194H20ZM90 195V194H89ZM111 195V194H110ZM116 195V194H115ZM142 195V194H141ZM8 196V195H7ZM32 196H35L32 195ZM46 195L42 196L45 197ZM66 196V195H65ZM69 196V195H68ZM76 196V195H75ZM79 196V195H78ZM84 196H88V195H84ZM124 196V195H123ZM143 196V195H142ZM5 197V196H4ZM90 197V196H89ZM132 197V196H131ZM134 197V196H133ZM144 197V196H143ZM175 197V196H174ZM27 198V197H26ZM35 198V197H34ZM67 198V196H66ZM88 198V197H87ZM117 198V197H116ZM114 198V199H116ZM123 198V197H122ZM121 198V199H122ZM29 199V198H28ZM85 199V198H84ZM83 199V200H84ZM90 200V198H88ZM130 199V197H129ZM135 199V198H134ZM141 199V198H140ZM22 200V199H20ZM30 200V199H29ZM28 200V202H29ZM31 200H33V198H31ZM30 200V201H31ZM38 200V199H36ZM119 200V199H118ZM126 200V199H125ZM139 200V198H138ZM147 200V199H146ZM25 201V200H23ZM65 201V200H64ZM106 201V200H105ZM113 201V200H112ZM117 201V200H116ZM120 201V200H119ZM128 201V199L126 200ZM26 202V201H25ZM33 202V201H32ZM39 202V200H38ZM79 204H81V201H78ZM84 202V201H83ZM177 202V203H178ZM24 203V202H22ZM30 203V202H29ZM37 203V202H36ZM42 203V201H41ZM145 203V202H144ZM175 203V205L177 204ZM43 204V203H42ZM41 204V205H42ZM49 204V203H47ZM78 204V205H79ZM95 204V203H94ZM93 204V205H94ZM129 204V203H128ZM127 204V205H128ZM132 204L133 201H132ZM39 205V204H38ZM106 205V204H105ZM145 205V204H144ZM43 206V205H42ZM59 206V205H58ZM77 206V205H76ZM86 206V205H83ZM116 206V205H114ZM174 206V205H172ZM177 206V205H176ZM40 207V205H39ZM44 207V206H43ZM47 207V206H46ZM45 207V209H46ZM63 207V206H62ZM73 208V206H71ZM80 207V206H79ZM111 207V206H109ZM128 207V206H127ZM48 208V207H47ZM77 208V207H76ZM98 208V207H97ZM166 208V207H165ZM173 208V207H172ZM49 209V208H48ZM47 209V210H48ZM59 209V208H58ZM101 209V208H100ZM130 209V208H128ZM136 209V208H135ZM142 209V208H141ZM170 209V208H168ZM39 210V209H38ZM75 210V208L73 209ZM118 210V209H117ZM140 210V209H139ZM146 210V207L144 209ZM40 211V210H39ZM43 211V210H42ZM51 211V210H50ZM111 211V210H110ZM128 211V210H127ZM133 211V210H132ZM172 211V210H171ZM169 210V212H171ZM47 211H45L46 213ZM67 212V211H66ZM70 212V211H69ZM89 212V211H88ZM112 212V211H111ZM114 212V211H113ZM112 212V213H113ZM135 212V211H134ZM139 212V211H138ZM149 212V211H148ZM154 212V211H153ZM43 213V212H42ZM79 213V212H78ZM108 213V212H107ZM130 213V212H129ZM129 213H124L125 215H128ZM152 213V212H151ZM59 214V213H58ZM105 214V213H104ZM111 214V213H110ZM144 214V213H143ZM49 215V214H48ZM51 215V214H50ZM54 215H57L56 213H54ZM113 215V214H111ZM146 215V214H145ZM223 215H229L234 217V219L236 220V224L239 228V231L241 233V236L243 237V242H242V247L244 249V253L238 255L239 253V246L241 243H239L238 241V237H234L231 234H226L224 233V225L222 222H220V220L222 219ZM38 216V215H37ZM64 216V215H63ZM68 216V215H67ZM71 216V215H70ZM115 216V215H114ZM151 216V214H150ZM36 217V216H35ZM56 217V216H55ZM99 217V216H97ZM111 217V216H108ZM135 215H128L127 220H126V224L123 226L120 225V227H118L117 223L113 224L112 226H110L111 228L109 229L110 233H112L113 235V247L114 250L116 251V247L119 243V238L123 237V239L121 238V245L118 246V248L123 252H128L129 250V246H131L133 244V247L137 245V242L139 241V239L137 238V236L139 235V231H138V227L139 226H134V223L140 219L135 217ZM1 218V217H0ZM112 218V217H111ZM153 218V217H152ZM153 218V219H154ZM48 219V218H47ZM70 219V218H68ZM72 219V218H71ZM74 219V217H73ZM86 219V218H85ZM107 219V218H106ZM120 219V218H119ZM118 219V220H119ZM123 219V218H121ZM255 219V218H254ZM77 220V219H75ZM83 220V219H82ZM108 220V219H107ZM124 220V219H123ZM149 220V219H148ZM31 221V220H30ZM74 221V220H73ZM81 221V220H80ZM135 221V222H134ZM154 221V222H155ZM52 222V221H51ZM75 222V221H74ZM95 222V216H92L90 218H87V226H91L92 223ZM111 222H113L111 220ZM123 222V221H122ZM65 223V222H64ZM114 223V222H113ZM139 223V221L137 222ZM145 223V222H144ZM233 223V222H232ZM120 224V223H119ZM136 224V223H135ZM72 225L74 226V223H72ZM81 225V224H80ZM7 226V225H6ZM9 226V225H8ZM62 226V225H60ZM67 226V225H66ZM94 226V225H93ZM92 226V227H93ZM150 226V225H149ZM152 226V224H151ZM58 227V226H57ZM229 227V226H228ZM33 228V227H32ZM60 228V227H59ZM73 228V227H72ZM84 228V227H83ZM95 228V226H94ZM100 228H103V225L101 224ZM158 228V227H157ZM162 228V227H161ZM51 229V228H50ZM159 229V228H158ZM164 229V228H163ZM153 230V227H152ZM9 231V230H8ZM7 231V232H8ZM50 231V230H49ZM70 231V230H69ZM155 233L158 234V230H156L154 228ZM163 231V230H162ZM45 232V231H44ZM47 232V231H46ZM56 232V230H55ZM165 232V230H164ZM57 233V232H56ZM72 233V232H71ZM96 233V232H94ZM154 233V232H152ZM51 234V233H50ZM62 234V232H61ZM60 234V235H61ZM29 235V234H28ZM45 236V235H44ZM95 236V235H94ZM150 236V235H149ZM240 236V237H241ZM139 237V236H138ZM145 237V236H144ZM155 237V236H154ZM32 238V237H31ZM31 238L29 237V239L31 240ZM51 238V236H50ZM72 238V236H71ZM158 238V236H157ZM36 239V238H35ZM40 238H38L39 240ZM61 239V238H60ZM96 239V238H95ZM44 240V238H43ZM48 240L49 237H48ZM142 240V239H141ZM37 241V240H36ZM45 241V240H44ZM47 241V239H46ZM61 241V240H60ZM93 241H95L93 239ZM112 241V240H111ZM146 241V240H145ZM149 241V240H148ZM147 241V242H148ZM155 242V240H153ZM166 241V240H164ZM241 241V240H240ZM78 242V241H77ZM80 242V241H79ZM47 243V242H46ZM51 243V242H50ZM49 243V244H50ZM53 243V242H52ZM144 243V242H142ZM55 244V243H54ZM78 244V243H77ZM93 244V243H92ZM46 245V244H45ZM48 245V244H47ZM72 245V244H71ZM144 245V244H143ZM163 245V244H161ZM244 245V246H243ZM84 246V245H83ZM166 246V245H165ZM45 247V246H44ZM49 247V246H48ZM47 247V248H48ZM72 247V246H71ZM97 247V246H96ZM132 247V246H131ZM142 247V246H141ZM196 247V246H195ZM51 248V246H50ZM83 248V247H82ZM71 249V248H70ZM75 249V248H74ZM84 249V248H83ZM107 249V247H106ZM143 249V247H142ZM196 249V248H195ZM44 250H46L44 248ZM52 250V249H51ZM54 250V249H53ZM132 250V249H130ZM129 250V252H130ZM139 251V249H137ZM156 250V249H155ZM191 250V249H190ZM49 251V249H47L44 253L46 254ZM95 251V250H94ZM99 251V250H98ZM136 251V250H135ZM151 253V250H149ZM147 251V253L149 252ZM153 251V250H152ZM179 251V250H178ZM183 251V250H182ZM1 252V251H0ZM43 252V250H42ZM55 252V251H54ZM134 252V251H133ZM155 252V251H154ZM180 252V251H179ZM184 252V251H183ZM192 252V251H191ZM195 252L197 253V251L195 250ZM194 252V253H195ZM200 252V250H199ZM243 252V251H242ZM56 253V252H55ZM58 253V252H57ZM135 253V252H134ZM145 253V252H144ZM171 253V252H170ZM181 253V252H180ZM43 254V253H42ZM42 254L40 256H42ZM74 254V253H73ZM138 254V253H137ZM163 254V253H162ZM161 254V255H162ZM53 255V254H52ZM56 255V254H55ZM83 255V254H82ZM128 255V254H127ZM153 255V254H152ZM172 255V254H171ZM22 256V255H21ZM49 256H51L49 254ZM62 256V253H61ZM86 256V255H85ZM103 256V255H102ZM119 256V255H118ZM117 256V257H118ZM149 256V255H148ZM156 256V253L155 255ZM53 256H51L52 258ZM89 257V256H88ZM157 257V256H156ZM164 257V256H163ZM36 258V257H35ZM55 258V256H54ZM150 258H152L150 256ZM171 258V256H170ZM174 258V257H173ZM202 258V257H199ZM20 259V258H19ZM53 259V258H52ZM120 259V257L118 258ZM134 259H139L134 258ZM148 259V258H147ZM38 260V259H36ZM47 260H51L49 257H47ZM55 260V259H53ZM83 260V259H82ZM96 260V258H95ZM111 262L112 263H116V259L114 256L111 257ZM122 260V259H121ZM125 260V259H124ZM173 260V259H172ZM175 260V259H174ZM20 261V260H19ZM24 261V260H23ZM52 261V260H51ZM81 260L78 261V263H80ZM240 261H237L240 263ZM83 261H81L82 263ZM118 262V261H117ZM126 262V261H125ZM162 264H171V259H169L168 257L164 259V261ZM22 263V262H21ZM29 263V262H28ZM47 263V262H46ZM49 263V262H48ZM98 263V262H97ZM129 263V262H128ZM176 263V261H175ZM174 263V264H175ZM1 264V261H0ZM4 264V263H2ZM52 264H64V261L61 259H58L56 262L52 263ZM88 264V263H87ZM95 264V263H94ZM100 264H109L108 261H101Z\"/></svg>",
	"mask_w": 264,
	"mask_h": 264
}]
</instances>
